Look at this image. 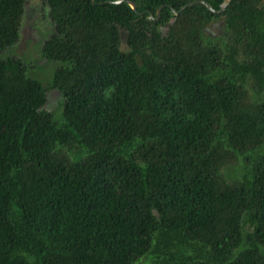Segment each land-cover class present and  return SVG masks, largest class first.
I'll return each mask as SVG.
<instances>
[{
    "label": "trees",
    "instance_id": "obj_1",
    "mask_svg": "<svg viewBox=\"0 0 264 264\" xmlns=\"http://www.w3.org/2000/svg\"><path fill=\"white\" fill-rule=\"evenodd\" d=\"M27 1L0 0V264H264V0H43L48 88L3 58Z\"/></svg>",
    "mask_w": 264,
    "mask_h": 264
},
{
    "label": "rangeland",
    "instance_id": "obj_2",
    "mask_svg": "<svg viewBox=\"0 0 264 264\" xmlns=\"http://www.w3.org/2000/svg\"><path fill=\"white\" fill-rule=\"evenodd\" d=\"M168 28H164L166 32ZM54 31V25L48 15V8L43 0H28L20 28L18 43L9 49L3 58L16 57L21 59L29 69V76L42 82L48 88V82L53 78L58 64L45 61L42 56V47ZM225 33L224 20L218 19L206 29V36L219 38ZM63 97L55 91L48 89V102L46 110L59 114L62 109ZM56 119L59 117L56 116ZM58 121V120H57Z\"/></svg>",
    "mask_w": 264,
    "mask_h": 264
},
{
    "label": "water",
    "instance_id": "obj_3",
    "mask_svg": "<svg viewBox=\"0 0 264 264\" xmlns=\"http://www.w3.org/2000/svg\"><path fill=\"white\" fill-rule=\"evenodd\" d=\"M232 2V0H225L224 3L221 5V8L220 10H215L207 1L205 0H197V1H193V2H190L188 3L187 5L183 6L181 8L180 11H177L175 9H172V13L177 16L179 15L180 12L184 11L185 9L189 8V7H192L194 5H197V4H202L204 6H206L212 13L214 14H220V13H223L225 11V9L227 8V6ZM114 3H117V4H122V3H126L128 4L134 11H136V4L132 1H126V0H117L116 2ZM164 6H161L159 7V9L157 10V13H156V17L154 16L153 13H150L149 15V20L150 21H157L160 16H161V12H162V9H163ZM139 15H141L140 13H138Z\"/></svg>",
    "mask_w": 264,
    "mask_h": 264
}]
</instances>
